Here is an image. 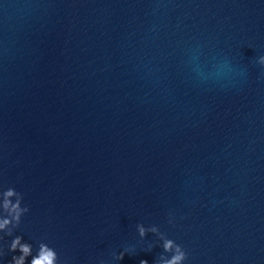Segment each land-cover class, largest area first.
<instances>
[{
  "label": "water",
  "instance_id": "obj_1",
  "mask_svg": "<svg viewBox=\"0 0 264 264\" xmlns=\"http://www.w3.org/2000/svg\"><path fill=\"white\" fill-rule=\"evenodd\" d=\"M260 56L264 0H0V189L30 208L0 264L17 235L61 264L170 258L140 223L184 264H264Z\"/></svg>",
  "mask_w": 264,
  "mask_h": 264
},
{
  "label": "clouds",
  "instance_id": "obj_2",
  "mask_svg": "<svg viewBox=\"0 0 264 264\" xmlns=\"http://www.w3.org/2000/svg\"><path fill=\"white\" fill-rule=\"evenodd\" d=\"M258 63L264 65V56L258 58ZM224 66L227 67V65ZM23 200V194L18 192L14 187L0 189V208H2V214H0V232H6L7 235L11 236L13 230L20 225L22 217L30 211V208L23 204ZM137 230L142 238L149 232L157 234L159 239L163 241L162 247L164 252L172 253L170 258L161 254L156 264H184L188 259L189 254L184 247L175 240L168 238L165 233L160 231L158 226L152 225L146 227L143 223H140L137 225ZM0 239H3V236H0ZM17 250L22 254L14 255L8 264H26L29 256H32L30 264H61L60 256L55 248L43 241L39 244L37 253L33 255V245L23 242V237L17 235L11 241L9 251L16 252ZM126 251L128 249H125ZM125 252H121L119 255L113 253V255L115 259L121 260ZM3 255H6V253L0 250V256ZM100 264H105V262L101 260ZM140 264H148V261L142 260Z\"/></svg>",
  "mask_w": 264,
  "mask_h": 264
}]
</instances>
